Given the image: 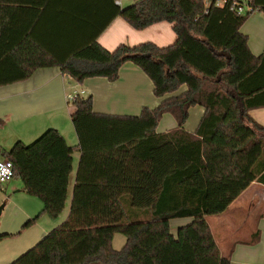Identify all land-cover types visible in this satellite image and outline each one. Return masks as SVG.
<instances>
[{
  "label": "trees",
  "instance_id": "16d2710c",
  "mask_svg": "<svg viewBox=\"0 0 264 264\" xmlns=\"http://www.w3.org/2000/svg\"><path fill=\"white\" fill-rule=\"evenodd\" d=\"M114 1L0 0V87L45 68L78 84L116 82L130 62L161 99L139 116H121L96 113L92 95L78 93L71 103L77 147L49 129L4 151L24 191L52 219L65 211L81 152L68 217L11 264H231L207 218L226 212L253 183L264 186V126L250 115L264 108V52L256 57L241 31L255 12L264 16V0H249L242 17L216 0H137L127 8ZM117 17L136 30L171 23L178 40L110 52L97 39ZM196 106L205 114L190 133ZM166 114L178 126L158 133ZM181 218L192 222L174 236L170 221ZM116 234L126 237L120 250Z\"/></svg>",
  "mask_w": 264,
  "mask_h": 264
},
{
  "label": "crops",
  "instance_id": "0c3cea01",
  "mask_svg": "<svg viewBox=\"0 0 264 264\" xmlns=\"http://www.w3.org/2000/svg\"><path fill=\"white\" fill-rule=\"evenodd\" d=\"M136 2L137 0H119V6L127 8ZM94 3L95 0H91V6ZM114 4L117 6L118 1L115 0ZM241 31L248 37L251 52L256 57L262 55L263 14H252ZM177 40L178 36L171 23L161 22L145 30H136L121 17L115 18L97 39L98 43L110 52L121 45L135 47L144 43H153L165 48L174 45ZM73 88L87 96L92 95L96 113L139 116L145 107L155 109L161 103V99L154 94L151 79L130 62L123 65L116 82L99 77L78 84L64 75L59 68L39 69L26 81L0 87V160H6L4 151H10L17 142L29 145L49 129L58 130L69 146L77 147L79 141L71 120L73 108H70L67 100L68 92ZM186 90L187 87L183 86L178 93ZM189 113L185 129L194 133L205 114V109L196 106L191 108ZM250 115L264 126V108L252 110ZM177 126L176 119L171 114H166L160 121L157 132L164 133ZM80 157L81 152L77 151L74 154L69 200L65 208L68 211L66 214L63 212L58 219H52L42 212V202L24 191L20 178L15 177L0 186V199H3L2 203L6 202L0 217V237L5 236L0 240V264L13 263L66 220L71 208ZM236 214L245 217L240 237L231 236L227 226V222ZM216 217L217 235L208 218L207 222L222 257L228 258L231 264H264L262 184L253 183L226 212ZM32 220L34 222L27 226ZM174 220L170 221V226ZM181 222L191 223L192 219L186 218ZM172 233L177 235V232Z\"/></svg>",
  "mask_w": 264,
  "mask_h": 264
},
{
  "label": "built area",
  "instance_id": "2783aa9c",
  "mask_svg": "<svg viewBox=\"0 0 264 264\" xmlns=\"http://www.w3.org/2000/svg\"><path fill=\"white\" fill-rule=\"evenodd\" d=\"M213 0H206L207 5H209ZM249 0H216L217 6L228 5L230 10L237 16L242 17L246 15L248 11L252 8L249 6ZM118 5H120L118 1ZM81 95L84 93L81 92ZM78 93H69L67 95L68 103L75 101ZM15 178L14 166L10 160H0V186L4 185L9 180Z\"/></svg>",
  "mask_w": 264,
  "mask_h": 264
},
{
  "label": "rangeland",
  "instance_id": "374dc122",
  "mask_svg": "<svg viewBox=\"0 0 264 264\" xmlns=\"http://www.w3.org/2000/svg\"><path fill=\"white\" fill-rule=\"evenodd\" d=\"M79 91H77V89L73 88V89H70V91L68 93H79ZM83 97H87V95L83 94ZM69 106H70V108H72L71 103ZM72 176H73V174H72ZM2 200L3 199H0V205L2 204ZM67 209H68V207H67ZM67 211L68 210H65L64 213L66 214ZM208 219H209L208 221H209L210 226H212V227L214 226L213 229L217 235L216 224H217L218 217L210 216V217H208ZM184 220H186V218L175 219L171 223V229H172V231H174V233L177 232L178 228L183 227V226H187L188 224H190V223L181 222ZM244 222H245V217H243V215H240V214H236L235 217L230 219L227 222V226L229 228L230 235L233 237H240V235H242L240 231L242 230L241 228L243 227ZM125 242H126V237L124 235L116 234L114 236L113 245H114L115 249L120 250L124 246Z\"/></svg>",
  "mask_w": 264,
  "mask_h": 264
},
{
  "label": "water",
  "instance_id": "95a60500",
  "mask_svg": "<svg viewBox=\"0 0 264 264\" xmlns=\"http://www.w3.org/2000/svg\"><path fill=\"white\" fill-rule=\"evenodd\" d=\"M5 206H6V202H3V203L0 205V217H1L2 213H3V211H4Z\"/></svg>",
  "mask_w": 264,
  "mask_h": 264
}]
</instances>
